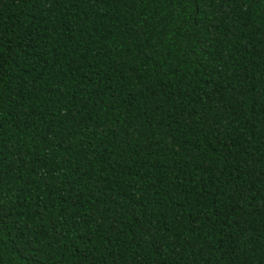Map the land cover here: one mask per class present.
<instances>
[{"label": "trees", "instance_id": "16d2710c", "mask_svg": "<svg viewBox=\"0 0 264 264\" xmlns=\"http://www.w3.org/2000/svg\"><path fill=\"white\" fill-rule=\"evenodd\" d=\"M0 264H264V0H0Z\"/></svg>", "mask_w": 264, "mask_h": 264}]
</instances>
